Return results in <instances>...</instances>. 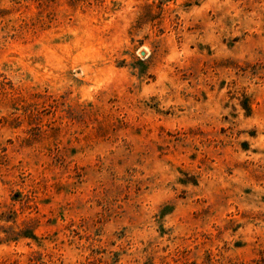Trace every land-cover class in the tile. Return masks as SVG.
Returning a JSON list of instances; mask_svg holds the SVG:
<instances>
[{
    "label": "rangeland",
    "instance_id": "1",
    "mask_svg": "<svg viewBox=\"0 0 264 264\" xmlns=\"http://www.w3.org/2000/svg\"><path fill=\"white\" fill-rule=\"evenodd\" d=\"M0 264H264V0H0Z\"/></svg>",
    "mask_w": 264,
    "mask_h": 264
}]
</instances>
